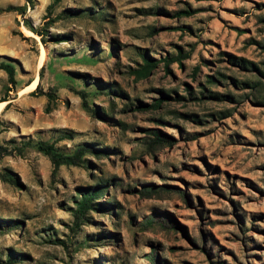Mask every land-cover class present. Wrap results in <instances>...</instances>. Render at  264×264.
Returning <instances> with one entry per match:
<instances>
[{
    "label": "rangeland",
    "instance_id": "1",
    "mask_svg": "<svg viewBox=\"0 0 264 264\" xmlns=\"http://www.w3.org/2000/svg\"><path fill=\"white\" fill-rule=\"evenodd\" d=\"M0 105V264H264V0H0Z\"/></svg>",
    "mask_w": 264,
    "mask_h": 264
},
{
    "label": "trees",
    "instance_id": "2",
    "mask_svg": "<svg viewBox=\"0 0 264 264\" xmlns=\"http://www.w3.org/2000/svg\"><path fill=\"white\" fill-rule=\"evenodd\" d=\"M181 14L182 13H179L178 16H180ZM240 64L243 67H246L247 64H248V62L245 61V60H240ZM249 64H251V63H249ZM5 68H6V70L9 73L10 81L12 83H15V78H14V76H15V69H14V67L13 66H10V65H7V66H5ZM40 150H42L46 154H50V155L53 153V147L47 146V145H45L43 143H41V145H40ZM82 152H83V150L81 152H79V153H82ZM57 164L59 165L58 162H57ZM98 192H100V189L99 188H97V189L93 190L92 192L86 194L85 195L86 199L84 200L83 206H88L89 205V200L88 199H90L91 196L96 195Z\"/></svg>",
    "mask_w": 264,
    "mask_h": 264
},
{
    "label": "bare ground",
    "instance_id": "3",
    "mask_svg": "<svg viewBox=\"0 0 264 264\" xmlns=\"http://www.w3.org/2000/svg\"><path fill=\"white\" fill-rule=\"evenodd\" d=\"M2 112V106L0 105V113Z\"/></svg>",
    "mask_w": 264,
    "mask_h": 264
}]
</instances>
